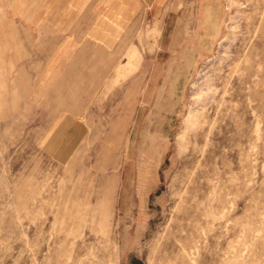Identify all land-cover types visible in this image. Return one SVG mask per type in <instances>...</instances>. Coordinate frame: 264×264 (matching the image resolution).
<instances>
[{
	"label": "rangeland",
	"instance_id": "obj_1",
	"mask_svg": "<svg viewBox=\"0 0 264 264\" xmlns=\"http://www.w3.org/2000/svg\"><path fill=\"white\" fill-rule=\"evenodd\" d=\"M0 264H264V0H0Z\"/></svg>",
	"mask_w": 264,
	"mask_h": 264
}]
</instances>
